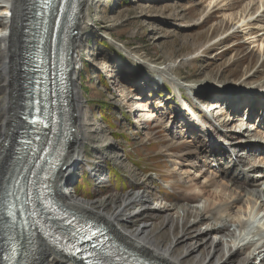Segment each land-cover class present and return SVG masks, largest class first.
<instances>
[{"label":"bare ground","instance_id":"bare-ground-1","mask_svg":"<svg viewBox=\"0 0 264 264\" xmlns=\"http://www.w3.org/2000/svg\"><path fill=\"white\" fill-rule=\"evenodd\" d=\"M93 1L79 0L73 34L69 43L64 44L68 53L69 76L66 85L70 91V101L66 104L56 102L53 106L54 115L48 122L50 129L54 132L49 139L50 143L58 149L59 154H63L62 163L57 165L50 178L49 194L78 215L105 224L135 256L153 264H251L255 255L261 256L260 264H264V168L260 167H264V161L261 158L264 151V121L262 129L252 124L251 130H248L243 129L246 125L243 116L230 117L228 123L220 121L223 125L221 128H227V125L236 121L238 126L237 124L235 126L238 130L223 131L205 117L204 123L208 127H204L199 121L196 127L191 120L199 109L194 106V112L190 110L193 118L184 119L183 117L180 130L176 124L167 122L166 128L173 141H180L187 145L189 142L187 143L186 139H188L191 143L187 149L179 150L178 154L170 150L172 146L166 148L170 162L185 176L188 185L181 191L180 201L173 202L160 198L150 204L149 199L147 200L149 196L146 197L140 191H133L120 197L112 195V199L109 198V205L104 206L102 200L89 201L77 196L74 190H70L71 178L82 163L78 156L79 147L83 141L82 124H79L78 119L81 103L80 94L75 88V80L79 76L78 69L82 62L80 56L82 35L90 21L89 12ZM224 1L210 0L209 5L213 4L214 10ZM245 4L237 17L232 14L229 20L238 23L246 39L253 45L258 44L264 53V0H250ZM223 8L220 10L233 11L235 6L226 5ZM52 11L59 12L55 6ZM37 12L34 0H0V94L4 95L2 111L9 112L8 116L3 118L4 123L0 124L4 131L3 140L0 141V218H2L0 219V263L2 252L8 241L14 237L21 252V264H60L62 262L76 264L73 259L56 252L41 237L29 240L19 238L12 232L7 220L10 206L9 193L16 183L13 177H16L18 173L13 167L9 171V176L6 177L8 169L6 165L9 162V155L14 154L16 144L24 134L25 122L31 120L30 112L34 106L31 104L26 109L27 100L30 97L26 98L28 87L22 78V49L26 42L39 44L44 40L41 38V32L33 27ZM59 16L63 24L68 23L64 12L59 13ZM206 21L207 19L203 20L199 25L202 26ZM216 30L218 28L214 29L215 32ZM59 38L61 39L60 36ZM227 39L226 36L225 40ZM224 41L221 39L216 44H223ZM214 48V45H209L196 54L200 52V55L204 56ZM172 71H174L172 68L163 65L156 67L153 72L159 76L157 77L162 83L166 82L173 89V93L175 92L181 101L185 86H179L174 80L169 79L168 76L173 73ZM243 81H240L242 89L235 94H230V97L232 100L235 98L237 101L243 100L242 104L246 101L247 107L251 106V115L259 107L261 116L257 121L260 126V122L264 120V98L263 96L257 98L256 92L264 91V82L244 86ZM116 85L119 86V83ZM205 87L221 90V86L205 85ZM187 89L193 91L191 87L187 86ZM247 91L248 95L244 96ZM121 94L124 96L123 90ZM191 94L203 102L210 100L213 94L219 95L211 89L198 92L194 90ZM220 96L222 95H219V98L216 96V99L206 104L209 110L199 112L206 115V112L211 113L212 109L221 110L223 102ZM237 101H232L235 110H239L242 106V104H236ZM20 104L22 114L19 128L11 139L14 124L17 121L16 110ZM135 104L138 111L143 110L142 108L146 109L141 105L142 102ZM185 106L182 102L183 110ZM222 109L226 112L217 113L213 119H217L216 116H222L223 113H229L228 107L225 106ZM156 114L151 113L153 119H157ZM252 132L255 133L252 134ZM258 152L260 154H257ZM229 157L232 160L224 165L222 161L219 162L220 159ZM108 179L109 176L104 171L97 178V182L105 184L108 183ZM135 202H141L146 206L139 215L126 211ZM148 205L150 208H147ZM149 211L155 216H161V231L154 228L153 222L149 223L151 220L142 222L140 226L132 230L131 225L135 219ZM192 217L193 220H191ZM165 231L169 237L167 242L160 235Z\"/></svg>","mask_w":264,"mask_h":264},{"label":"rangeland","instance_id":"rangeland-1","mask_svg":"<svg viewBox=\"0 0 264 264\" xmlns=\"http://www.w3.org/2000/svg\"><path fill=\"white\" fill-rule=\"evenodd\" d=\"M249 1L225 0L214 10L213 4L209 5L210 0L93 1L90 21L82 35V62L75 80L81 103L78 119L82 124L83 141L78 156L82 163L71 178L70 190L89 201L102 200L104 206L109 205L112 195L120 197L133 191L149 196L150 204L160 198L180 201L181 191L188 185L185 176L170 162L167 149L172 146L170 150L178 154L191 143L188 139L187 145L173 141L166 123L170 121L180 130L186 112L173 89L166 82L162 83L153 71L163 65L172 68L174 71L169 74V79L185 86L182 90L185 103L197 109L201 103H209L219 95H222V102H227L230 94L242 89L240 81L244 80V86L264 82L263 50L246 39L238 23L229 20L232 14L237 17ZM226 5H234L235 9L220 10ZM205 19L207 21L199 25ZM215 28H218L216 32ZM221 39L224 43L217 45ZM209 45L215 48L201 56L200 52ZM205 85L221 86V90ZM187 86L197 92L211 89L219 95L213 94L210 100L203 102L193 97V91ZM256 95L264 96V91L256 92ZM3 98L0 94V124L9 113L2 111ZM136 102H142L146 109L136 110ZM246 107L244 101L238 113V110L225 116L223 113L213 122L223 131L238 130L236 121L227 128L221 126L228 123L230 117L241 116ZM222 108L223 103L221 110L211 111L226 112ZM151 113H157V119H153ZM21 114L20 104L11 139L19 128ZM188 117L193 118L191 113ZM192 123L194 125V121ZM3 132L0 127V141ZM104 171L109 176L108 183L100 184L97 178ZM79 178L81 183L77 181ZM145 208L141 202H135L126 211L139 215ZM147 221L153 222L154 228L161 231V216L150 211L136 218L131 229ZM160 235L168 241L166 231ZM258 258L255 255L252 262H258Z\"/></svg>","mask_w":264,"mask_h":264},{"label":"water","instance_id":"water-1","mask_svg":"<svg viewBox=\"0 0 264 264\" xmlns=\"http://www.w3.org/2000/svg\"><path fill=\"white\" fill-rule=\"evenodd\" d=\"M60 4V0H57L56 1V8H58ZM65 15H66V18L68 19V23H69V35H68V38H67V43H69L70 39H71V35L73 34V30H74V25H75V21H76V16H77V13L76 11H72V7L68 6V9L66 10L65 12ZM68 23H65L63 24L60 20V25H59V29H62L64 26H66ZM46 49H47V55L48 53L50 52V44H49V40L47 41L46 43ZM59 50H60V54L57 56L55 55L53 58L55 59V62L56 64L58 65L59 63V66L60 67H64V82H63V85H62V94L63 96L65 97V102H69L70 101V91L66 85V83L68 82V72H69V68H68V64H67V56H68V53H66V50H67V47H60L59 46ZM54 53H57V49L55 48ZM58 61V62H57ZM30 121H28L27 125H29Z\"/></svg>","mask_w":264,"mask_h":264},{"label":"snow or ice","instance_id":"snow-or-ice-1","mask_svg":"<svg viewBox=\"0 0 264 264\" xmlns=\"http://www.w3.org/2000/svg\"><path fill=\"white\" fill-rule=\"evenodd\" d=\"M45 3H50V0H44ZM38 122H41V120L37 117L31 121L32 124H36ZM2 219V218H0Z\"/></svg>","mask_w":264,"mask_h":264},{"label":"trees","instance_id":"trees-1","mask_svg":"<svg viewBox=\"0 0 264 264\" xmlns=\"http://www.w3.org/2000/svg\"><path fill=\"white\" fill-rule=\"evenodd\" d=\"M86 177H87V176H86ZM80 179H81V178L78 179V182H79V183H81V180H80Z\"/></svg>","mask_w":264,"mask_h":264}]
</instances>
